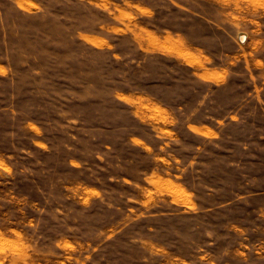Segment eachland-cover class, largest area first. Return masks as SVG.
Returning <instances> with one entry per match:
<instances>
[{
  "label": "rangeland",
  "instance_id": "rangeland-1",
  "mask_svg": "<svg viewBox=\"0 0 264 264\" xmlns=\"http://www.w3.org/2000/svg\"><path fill=\"white\" fill-rule=\"evenodd\" d=\"M0 264H264V0H0Z\"/></svg>",
  "mask_w": 264,
  "mask_h": 264
},
{
  "label": "bare ground",
  "instance_id": "bare-ground-1",
  "mask_svg": "<svg viewBox=\"0 0 264 264\" xmlns=\"http://www.w3.org/2000/svg\"><path fill=\"white\" fill-rule=\"evenodd\" d=\"M240 39L243 40L244 39V34L240 35Z\"/></svg>",
  "mask_w": 264,
  "mask_h": 264
}]
</instances>
